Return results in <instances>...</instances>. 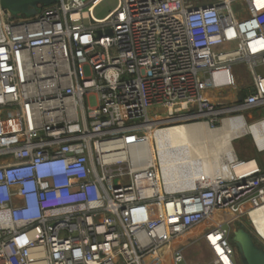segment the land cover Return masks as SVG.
<instances>
[{"label":"built area","instance_id":"obj_1","mask_svg":"<svg viewBox=\"0 0 264 264\" xmlns=\"http://www.w3.org/2000/svg\"><path fill=\"white\" fill-rule=\"evenodd\" d=\"M101 1L25 17L0 1V264H193L199 241L207 264H239L230 236L264 205L262 167L169 191L150 138L224 112L264 119V2L238 16L236 0H117L97 19ZM236 63L250 93L207 100L237 87Z\"/></svg>","mask_w":264,"mask_h":264},{"label":"bare ground","instance_id":"obj_2","mask_svg":"<svg viewBox=\"0 0 264 264\" xmlns=\"http://www.w3.org/2000/svg\"><path fill=\"white\" fill-rule=\"evenodd\" d=\"M247 134L259 150H264V119L247 124L242 115L225 117L216 130H212L204 121L156 129L150 140L156 147L166 189L180 191L192 188L201 178L213 180L230 171L239 173L254 167L256 163L252 160L235 162L232 141ZM230 155L232 160L223 169L224 161ZM262 207L264 205L251 211L245 218L253 216Z\"/></svg>","mask_w":264,"mask_h":264},{"label":"rangeland","instance_id":"obj_3","mask_svg":"<svg viewBox=\"0 0 264 264\" xmlns=\"http://www.w3.org/2000/svg\"><path fill=\"white\" fill-rule=\"evenodd\" d=\"M201 1H203V0H201ZM116 5H117V0H103L93 10L92 14L97 19H100L104 15H106L108 13V11L114 9L116 7ZM232 7H233L234 13H236L238 16H244L245 15L244 5H243L242 0H236L233 3ZM232 70H233L234 74L236 75V77H238L239 80L242 81V83L244 84L243 85L244 87L249 86L250 77H249L247 69H245V66L243 64H239V63L233 64ZM223 93H224V95H226L229 92L224 91ZM151 113H152V111H151ZM241 114L243 115L245 122L247 124H251L257 118L258 111L250 112L249 114L247 112H235V113L224 112V113H221L219 116H217L216 123H213V124L211 123V121L209 119H211V120H213V122H215V118H216L215 116H208L205 118H199V119L194 120V121H188V122H182V123H188L189 124V123H197V122H203L204 121V122L208 123L209 127L212 130H216V128H218L222 125V119L223 118L235 117V116L241 115ZM248 118H251V119L249 120ZM179 124H181V123H179ZM232 145H234L235 156H237L238 158L243 159V160H248L250 158H254V159L256 158L259 161V163L262 164V167H264V151H261V152L259 151L257 146L253 143L252 137L249 134L242 136V137L235 138V140L232 141ZM231 160L232 159H231V155H230L224 161L225 165H224L223 169L226 168V165H227L226 163L231 161ZM259 163H258V165H259ZM238 227H244L249 232L252 239H254L255 243H258V245L264 249V209H260V210L256 211V213L251 217L240 218L238 223H235L234 228L238 229ZM198 234H199V231L194 230L190 233V236L196 237V236H198ZM230 239H231V236H230ZM231 242L236 247V245L234 244L232 239H231ZM236 251L238 254V258L240 260L239 264H242L240 254H239L237 248H236ZM189 252L192 256H196L198 259H204L208 256V253L205 252V250L202 247L196 248V250L191 249V250H189Z\"/></svg>","mask_w":264,"mask_h":264},{"label":"water","instance_id":"obj_4","mask_svg":"<svg viewBox=\"0 0 264 264\" xmlns=\"http://www.w3.org/2000/svg\"><path fill=\"white\" fill-rule=\"evenodd\" d=\"M4 7H8L14 14L21 17L36 14L43 6L51 5L58 0H0ZM250 92H245L239 96L241 100L243 96ZM231 239L236 245L240 254L242 264H264V249L255 243L249 232L244 227L234 228L231 233Z\"/></svg>","mask_w":264,"mask_h":264},{"label":"crops","instance_id":"obj_5","mask_svg":"<svg viewBox=\"0 0 264 264\" xmlns=\"http://www.w3.org/2000/svg\"><path fill=\"white\" fill-rule=\"evenodd\" d=\"M259 2H264V0H259ZM243 85L244 84L242 83V81L239 80V78L237 77V87L234 88V90H232V89H224L222 91L208 90L204 93V96H205V98H207V100H209L210 102H212L214 104L217 103V104L229 106V105L234 104V102L238 100L239 96H241L245 92H248V90L250 89V84L247 87H244ZM224 91H227L229 93L224 95V93H223ZM223 108H226V107H223ZM254 111H257V109H253V111H248L247 113L249 114L250 112H254ZM258 115H259V112H258ZM248 119L250 120L251 118H248ZM259 151L261 152L264 150H259ZM248 160H254V162L259 163V161L256 158L255 159L250 158ZM259 165L262 167L261 163H259ZM262 169L264 170V167H262ZM261 209H264V208L262 207ZM197 245H198V247H196ZM200 247H202L205 250V252L208 253L207 246L205 245V243L203 241H199L197 244L193 245L189 250H191V249L196 250V248H200ZM187 254H186L187 259H189V262H191L193 264L194 263L195 264H207V263H209V260H210L209 259V253H208V256L204 259H198L196 256H192L189 251L187 252ZM158 264H170V261L165 259L163 262L158 263Z\"/></svg>","mask_w":264,"mask_h":264}]
</instances>
